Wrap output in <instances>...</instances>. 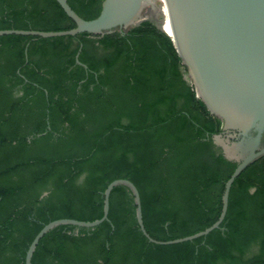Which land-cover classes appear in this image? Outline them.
Listing matches in <instances>:
<instances>
[{"label": "trees", "instance_id": "1", "mask_svg": "<svg viewBox=\"0 0 264 264\" xmlns=\"http://www.w3.org/2000/svg\"><path fill=\"white\" fill-rule=\"evenodd\" d=\"M102 1L67 0L87 20ZM73 27L56 0H0V29ZM221 126L150 19L124 33L0 35V264H25L52 220L99 219L103 191L118 178L137 187L154 239L210 226L237 165L213 142ZM107 216L90 229H50L31 263L264 264V154L234 179L225 217L206 236L149 242L125 185L111 190Z\"/></svg>", "mask_w": 264, "mask_h": 264}, {"label": "water", "instance_id": "2", "mask_svg": "<svg viewBox=\"0 0 264 264\" xmlns=\"http://www.w3.org/2000/svg\"><path fill=\"white\" fill-rule=\"evenodd\" d=\"M56 1L75 27L58 31L0 29V35L47 38L82 32L102 35L118 30L124 33L149 16L168 19L174 33H167L175 43L197 95L222 121L221 132L213 136V142L226 159L237 165L224 184L217 220L199 232L165 241L154 239L143 223L137 187L129 179L118 178L103 191L99 219L59 218L46 223L28 245L24 263L32 264L31 257L40 238L55 226L66 224L90 229L108 220L110 192L117 185L130 189L137 224L149 242L191 241L218 228L227 211L234 179L264 154V0H103L99 15L89 20L79 16L67 0ZM76 62L80 63L78 59Z\"/></svg>", "mask_w": 264, "mask_h": 264}, {"label": "rangeland", "instance_id": "3", "mask_svg": "<svg viewBox=\"0 0 264 264\" xmlns=\"http://www.w3.org/2000/svg\"><path fill=\"white\" fill-rule=\"evenodd\" d=\"M148 19L153 21L163 31L168 32V33L170 31L174 33L172 22L169 21L168 19L162 16H149Z\"/></svg>", "mask_w": 264, "mask_h": 264}]
</instances>
